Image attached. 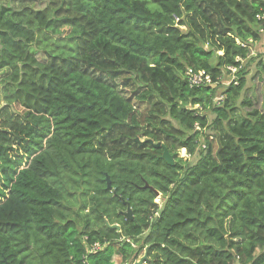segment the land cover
I'll list each match as a JSON object with an SVG mask.
<instances>
[{
  "label": "trees",
  "instance_id": "obj_1",
  "mask_svg": "<svg viewBox=\"0 0 264 264\" xmlns=\"http://www.w3.org/2000/svg\"><path fill=\"white\" fill-rule=\"evenodd\" d=\"M34 1L0 0V264H264V0Z\"/></svg>",
  "mask_w": 264,
  "mask_h": 264
},
{
  "label": "rangeland",
  "instance_id": "obj_2",
  "mask_svg": "<svg viewBox=\"0 0 264 264\" xmlns=\"http://www.w3.org/2000/svg\"><path fill=\"white\" fill-rule=\"evenodd\" d=\"M46 4H47V0H35L34 1V5L38 8H44L46 6ZM258 43L259 42L255 43L256 44L255 45V55H263V57H264V45H260ZM66 47H63V48H65L64 51L68 50V48H66ZM37 56L41 61H44V59L47 57L44 50H41L37 54ZM203 71H206V70H203ZM4 73H5L4 70L0 71V80H1L2 76L4 75ZM225 82H227V80H225ZM245 95L248 97H251L254 101V106L264 113V74H259L257 72V70L255 68V64L253 66H250V73L248 74V85H247ZM0 103H2V99L0 100ZM180 156H182L184 158H190L191 157L188 154L186 149L180 150ZM159 200H160V195H157L156 201H159ZM144 251H143V253H144Z\"/></svg>",
  "mask_w": 264,
  "mask_h": 264
},
{
  "label": "built area",
  "instance_id": "obj_3",
  "mask_svg": "<svg viewBox=\"0 0 264 264\" xmlns=\"http://www.w3.org/2000/svg\"><path fill=\"white\" fill-rule=\"evenodd\" d=\"M251 41V48H250V54H255V43L257 41H253L252 39ZM233 71L236 70V68H232ZM187 74L189 76V80L191 83V86H200V85H204V84H212L213 83V77L210 73L206 72V71H200V72H196L193 68L188 69ZM158 202H161V197L160 200ZM101 245L99 243H96L95 245H93L90 248V251H96L98 249H101Z\"/></svg>",
  "mask_w": 264,
  "mask_h": 264
},
{
  "label": "water",
  "instance_id": "obj_4",
  "mask_svg": "<svg viewBox=\"0 0 264 264\" xmlns=\"http://www.w3.org/2000/svg\"><path fill=\"white\" fill-rule=\"evenodd\" d=\"M156 146L157 147H163L164 148V153H163V157L170 163V164H172V165H174L175 164V155L173 154V153H171L170 151H169V149L162 143V142H158V143H156ZM107 182H108V188L109 189H112V181H111V179H110V177L109 176H107ZM146 187H150L151 189H154L155 190V192H156V194L157 195H160V192L158 191V190H156L153 186H150L148 183H146V185H145ZM127 204H128V209H127V211L125 212V215L127 216V217H129V218H131V219H133L134 218V216H133V211H132V208H131V206H130V203L129 202H127ZM113 228H120V225L119 224H113V225H111ZM147 251H148V249H147ZM148 259V255H147V252L145 253V255L140 259V261H138L136 264H142L145 260H147Z\"/></svg>",
  "mask_w": 264,
  "mask_h": 264
},
{
  "label": "flooded vegetation",
  "instance_id": "obj_5",
  "mask_svg": "<svg viewBox=\"0 0 264 264\" xmlns=\"http://www.w3.org/2000/svg\"><path fill=\"white\" fill-rule=\"evenodd\" d=\"M148 251H149V249H148ZM148 251H147V249H146V250L144 251V253L147 252V255H148ZM144 253H143L140 257H142V256L144 255ZM140 257H139V259H140ZM148 260H149V256H148V259L145 260L142 264H148ZM128 264H135V263H131V262H129Z\"/></svg>",
  "mask_w": 264,
  "mask_h": 264
},
{
  "label": "crops",
  "instance_id": "obj_6",
  "mask_svg": "<svg viewBox=\"0 0 264 264\" xmlns=\"http://www.w3.org/2000/svg\"><path fill=\"white\" fill-rule=\"evenodd\" d=\"M257 42H259L258 44H260V45H264V34H263V39L261 41H257Z\"/></svg>",
  "mask_w": 264,
  "mask_h": 264
},
{
  "label": "clouds",
  "instance_id": "obj_7",
  "mask_svg": "<svg viewBox=\"0 0 264 264\" xmlns=\"http://www.w3.org/2000/svg\"><path fill=\"white\" fill-rule=\"evenodd\" d=\"M146 249H148V248H146ZM146 249H145V250H146ZM144 255H145V253H144ZM144 255H143V256H144ZM143 256H142V257H143ZM142 257H141V258H142ZM141 258H140V259H141ZM140 259L136 260L135 262H131V263H135V264H136L138 261H140Z\"/></svg>",
  "mask_w": 264,
  "mask_h": 264
}]
</instances>
